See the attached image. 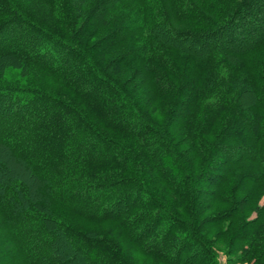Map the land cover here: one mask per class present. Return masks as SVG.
<instances>
[{"label":"trees","instance_id":"obj_1","mask_svg":"<svg viewBox=\"0 0 264 264\" xmlns=\"http://www.w3.org/2000/svg\"><path fill=\"white\" fill-rule=\"evenodd\" d=\"M142 257L264 264V0H0V264Z\"/></svg>","mask_w":264,"mask_h":264},{"label":"rangeland","instance_id":"obj_2","mask_svg":"<svg viewBox=\"0 0 264 264\" xmlns=\"http://www.w3.org/2000/svg\"><path fill=\"white\" fill-rule=\"evenodd\" d=\"M133 1H129L128 4H131ZM32 8L35 9V10H40V8L38 6H35V4H32ZM259 11L258 9L255 8V14H257L256 12ZM40 12V11H39ZM52 16V15H51ZM54 20V18H53ZM57 22V20H55ZM57 24L59 25V23L57 22ZM60 26V25H59ZM1 62H4V61H1ZM29 78L31 79V83L33 84H37L43 88H45L46 90H49V89H53V90H59L58 89V84L56 81H52V80H49L48 78H45L43 75H40V74H34L32 72H30L29 74ZM223 260V263L226 262V260L228 261V258L227 257H223L222 258ZM140 264H150V262L152 261H148V259H146V257H142L140 258ZM231 263V262H229ZM233 264H249V263H239V262H236V263H233Z\"/></svg>","mask_w":264,"mask_h":264}]
</instances>
